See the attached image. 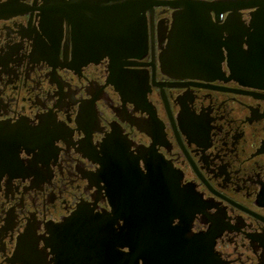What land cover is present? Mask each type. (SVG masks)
Instances as JSON below:
<instances>
[{"label": "flooded vegetation", "instance_id": "obj_1", "mask_svg": "<svg viewBox=\"0 0 264 264\" xmlns=\"http://www.w3.org/2000/svg\"><path fill=\"white\" fill-rule=\"evenodd\" d=\"M4 2L0 264H264V0Z\"/></svg>", "mask_w": 264, "mask_h": 264}, {"label": "water", "instance_id": "obj_2", "mask_svg": "<svg viewBox=\"0 0 264 264\" xmlns=\"http://www.w3.org/2000/svg\"><path fill=\"white\" fill-rule=\"evenodd\" d=\"M180 6L186 8V9L189 8V6L186 5V4H183V5L180 4ZM191 7L195 8V6H191ZM8 10H9V2L0 3V17L6 16L8 14ZM182 14L189 15V16H194V17L180 18L179 19V23L183 24L184 21H187V22L192 21L194 24H198L200 26V28L198 30L194 31L190 36L187 35L188 33L184 32L183 28H180L179 26L177 27V30H176L177 31V33H176L177 38L181 40L182 36H183V38H187L188 40H190L192 42L190 44L189 48H188L190 51L202 52L204 50L207 51V50L210 49L215 54H216L217 51H218L217 53L221 52V44H220V41H219L220 38H217L219 42L217 44H215V45L214 44H212V45H210V44L208 45L207 44L208 40L211 39L210 35H209L210 34L209 31L211 29L207 27V24H206L207 20L205 19V17L202 16L204 14H201L198 11V9L191 10V11H189V13L184 11V12L179 13L178 15H182ZM209 16H210V14H206V17L208 19H209ZM176 47L177 48L174 49L175 50L174 53H176V54L181 53L182 52L181 47H179V45L176 46Z\"/></svg>", "mask_w": 264, "mask_h": 264}]
</instances>
